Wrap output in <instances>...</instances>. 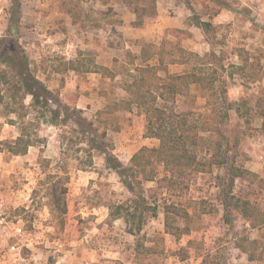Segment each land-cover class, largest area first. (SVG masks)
Returning a JSON list of instances; mask_svg holds the SVG:
<instances>
[{
  "label": "rangeland",
  "instance_id": "rangeland-1",
  "mask_svg": "<svg viewBox=\"0 0 264 264\" xmlns=\"http://www.w3.org/2000/svg\"><path fill=\"white\" fill-rule=\"evenodd\" d=\"M117 1L120 2L20 0L16 12L13 0H0V74L17 80V71L22 68L30 78L53 81L58 86L62 77L70 74L56 73L52 71L54 66L76 62L81 70L77 75L86 83L82 92L86 94L88 110L83 116L94 122L99 135L108 130L114 156L128 165L141 146L142 134L145 137V111L134 107L132 111L98 115L129 99L124 85L137 74L130 71L134 68L130 64L133 56L116 48L123 43L120 33L113 29L109 41L105 39L107 25L118 22ZM159 1L169 10L167 17L184 18V12L175 14L176 7L170 6L178 3L191 16L211 22L213 31L206 35L192 26L193 32H167L154 43H145V54L161 55L154 70L160 82L168 73H215L220 93L226 90L228 102L239 104V113L230 111L226 126L231 161L234 156L237 168L248 170L250 153L264 152V0H218L221 4L216 0ZM92 62L110 67L108 72L101 71L105 75L95 73L102 75L95 91L91 90L92 72H84ZM256 76L261 79L252 82ZM81 82L79 88L83 87ZM54 91L57 97L60 90ZM10 96L7 87L0 85V98ZM31 104L32 97L26 96L24 106L29 115L25 124L40 116L41 109ZM49 105L57 108V104ZM59 106L73 108L67 103ZM174 107L178 113H209L206 100L194 85L181 91ZM133 111L142 117L135 125L137 142L123 148L127 139L112 131V127H132L128 113ZM170 111L168 108V114ZM18 116L19 112L7 114L5 104L0 105V226L4 230L1 229L0 255L5 256L6 262L3 264H252L243 253L264 251V225L251 228L240 211L232 207L227 212L223 206L228 182L226 169L192 174L181 185L172 187L170 175L158 164L156 179L141 185L147 206L156 207L157 215L152 217L149 211L142 232L134 236L127 232L123 218H111L109 208L130 202L140 192L134 195L128 190L118 173L108 167L99 149L92 152L93 164H89L88 153L80 150L89 148L90 142L77 140L75 131L81 129L75 122L65 121L62 115L59 123L53 125L48 122L50 113L46 114L47 121L40 119L36 129L39 141L26 155L16 156L9 152L8 144L20 136L22 121ZM154 143L160 145L157 139L151 142ZM54 185L67 190L66 214L53 206ZM258 185L239 181L234 194L250 198L264 213V191ZM261 186L264 188V184ZM171 204L189 214L185 219L173 218L175 227L187 230L181 236L165 229V210ZM225 214L230 215L229 220Z\"/></svg>",
  "mask_w": 264,
  "mask_h": 264
},
{
  "label": "trees",
  "instance_id": "trees-1",
  "mask_svg": "<svg viewBox=\"0 0 264 264\" xmlns=\"http://www.w3.org/2000/svg\"><path fill=\"white\" fill-rule=\"evenodd\" d=\"M19 1L13 0L16 12L19 11ZM123 1L128 7L134 8L137 16V20L134 23L136 27L144 26L147 19L154 18L157 15L158 0ZM216 1L220 4L222 3L221 1ZM190 21L206 35L213 31V24L211 22L202 21L196 15L192 16ZM151 58V55L144 53L141 60V63L144 64L143 67L135 66L133 59L130 61L137 74L136 76H132V82L124 85L129 99L117 102L113 106L108 107L104 112H98V115L111 114L120 110L132 111L134 107L139 111H145L147 115L145 137L159 140L160 145L158 147L141 148L133 155L129 164L124 165L113 154V148L108 143L107 129L99 135L98 129L94 128V122L83 116V110L77 109L75 106L73 108L64 106L61 109L59 105L62 104V101L59 98V94L57 97L54 96V93L48 90L43 82L32 77L30 78L20 68L19 70L17 69V80L8 77V75L0 74V85L6 86L11 94L8 99L0 98V105L5 104L7 114H18L19 112L18 118L22 121L20 123L22 125L20 136L13 144H8L9 152L16 156L26 155L29 148L35 146L39 141V138L36 136V129L40 125V119H44L46 114L50 113L51 120L48 122L57 125L58 121L62 119V115H64L65 121L72 120L81 129L79 132L75 131L77 140L81 143L86 142V140L90 142L89 148L80 150L81 152L88 153L89 164H93L92 152L99 149L105 155L108 167L118 173L128 190L134 195L140 192L130 202L113 205L109 208L111 218H123L125 220L129 234L134 236L140 235L147 221L149 211L152 212V217L157 215L156 207L150 208V206H147L141 185L144 181L152 182L156 179L158 176V164H162L167 175H170L169 183L172 187L181 185L185 182V178L192 174L209 173L214 168L226 169L228 182L224 189L226 202L223 201L226 211L228 212L229 208L232 207L240 211L243 217L249 220L252 228L264 225V213L254 205L255 203L250 198L242 199L234 194L235 185L239 181L254 185L259 184V190L261 192L264 191V188L261 186L264 184V178L243 167L237 168L234 156L231 161V150L227 143L226 126L229 121L230 111L235 110L239 113V104L228 102V99L225 97L226 90L220 93L217 88V78L214 72L206 74L204 70H200L182 74L168 73L167 78L163 82H160L161 78L154 71L158 65L151 66L147 64ZM92 63L84 72L102 73L101 71H109V69L103 66H98L95 62ZM61 66H54L52 71L56 73L69 71L78 73L81 71L74 61L62 64ZM238 69L242 70L243 67H238ZM102 74L105 75V73ZM253 74L255 75V73ZM253 74L251 78L254 76ZM257 74L259 75V71ZM111 76L112 78L115 77L113 74ZM260 79L256 76L252 79V82H257ZM191 85H195L197 91L206 100L208 114H198L196 116L193 112L178 113L175 110L174 105L177 96ZM26 96L32 97L31 107L41 109L39 112L40 116L33 123L29 121L27 124H25V119L29 114L27 108L24 106ZM51 103L57 104V108H51L49 105ZM168 108L171 110L170 114L167 112ZM262 117H264V111H262ZM44 121H47L46 118ZM120 130L119 125L112 127V131L114 132H119ZM88 136L90 137L89 139ZM234 149L232 148V152ZM58 179L62 181L61 178ZM167 179L168 177H166ZM60 181H58V184ZM66 191L64 186L54 185L52 192L54 199L53 206L61 214H66L67 211L64 199ZM139 199H141L142 203H140ZM227 201L228 204H226ZM165 212V229L167 233L181 236L185 231L187 232V230L183 231L175 227L173 218H188V212L182 211L174 204L167 206ZM229 216L225 214L227 219ZM249 258L252 261L264 262V251L259 254H249Z\"/></svg>",
  "mask_w": 264,
  "mask_h": 264
},
{
  "label": "crops",
  "instance_id": "crops-1",
  "mask_svg": "<svg viewBox=\"0 0 264 264\" xmlns=\"http://www.w3.org/2000/svg\"><path fill=\"white\" fill-rule=\"evenodd\" d=\"M170 1L174 2L175 0H170ZM177 1L178 0H176V3ZM117 3L118 4L115 6V10L117 12L115 16L117 17L118 22L107 25V29L104 30L105 39L109 41L111 31H113V29H116L120 33L123 39L122 45L119 47H116L117 50L122 51L125 55H128V54L132 55L134 61L138 63V65L135 63V66L137 67H141V65L144 66V64L141 63V60H142V56L145 53L144 52L145 49L143 50V48H145L144 47L145 43H152V42L154 43L155 40L162 38V36L165 37L167 32L170 35H173L174 33L184 34L182 33L184 29H187V31L193 32V27L197 31L201 30L200 28H198L197 26L191 23L190 19L192 16L190 12L182 8L181 5L179 6L178 3L176 5L170 4V6L173 5L172 7L174 8L176 7L177 11L174 12L175 14L180 15L184 12V15H185L183 16L184 18L181 19L178 17H175V18L167 17L166 14L167 12H169V10L163 7L160 4V1L158 0L156 17L147 19L144 26H141V27H136L134 25L135 21L137 20V16H136L134 8L128 7L126 4H124L123 0H120V2L117 1ZM216 16H219V15H216ZM188 20L190 22L189 25L187 24ZM113 49L114 47L111 45L110 50H113ZM160 57L161 55L159 53L153 55L152 57L153 60L151 59L152 64L149 63L150 61H148L147 64H150L151 66H156L157 65L156 63L159 64L160 62V59H159ZM101 66L110 70V67L108 65H101ZM131 70L134 71V68L130 69V71ZM71 72L73 73L71 74ZM69 74L70 75H68L65 78L62 77L61 79L62 83L61 84L57 83L58 86H55L53 84L54 83L53 81L51 83H48L47 81H44V80H40V81H42L44 85L48 88V90H50L53 93H55L54 90L59 89L60 93L58 94H59V98L61 99L62 103H67L68 105L72 104L77 109H80L83 111L88 110V100H87L86 94L82 92V89L85 87V84H86L85 81L83 79L80 80L77 73L74 71H69ZM91 75L93 77L92 82H91V90L95 91V88H98L99 86L98 81L99 79H102V75L95 74V73H91ZM96 76L98 78H96ZM80 81H82L81 85L83 84L82 88H79ZM72 96L75 97L73 101L71 99ZM128 116L132 118L133 126L132 127L126 126V128L122 129L120 133L119 132L117 133V134H120L122 138L125 137V140L127 139L125 143L123 144V148L133 147V144L137 142V136H135V125L142 119V117L138 114V112H134V111L128 113ZM153 140H154L153 138H146L144 137V134H142L141 141H140L141 146L136 149V152L134 154H136L143 147H150V145H152L151 147L153 148L154 146H158L155 143L151 144ZM259 149L261 150L262 148H259ZM263 162H264V152L263 151L258 152L256 150L252 151L250 153V161L248 163V167H249L248 170L264 178V163ZM1 229L2 227L0 226V247L3 246V242H2L3 233H1ZM243 254H245L244 257L247 258L248 263L254 264V263L259 262V261L250 260L248 252L245 251ZM4 259H5V256L0 255V264L6 263Z\"/></svg>",
  "mask_w": 264,
  "mask_h": 264
},
{
  "label": "built area",
  "instance_id": "built-area-1",
  "mask_svg": "<svg viewBox=\"0 0 264 264\" xmlns=\"http://www.w3.org/2000/svg\"><path fill=\"white\" fill-rule=\"evenodd\" d=\"M13 249H15V248H13Z\"/></svg>",
  "mask_w": 264,
  "mask_h": 264
}]
</instances>
